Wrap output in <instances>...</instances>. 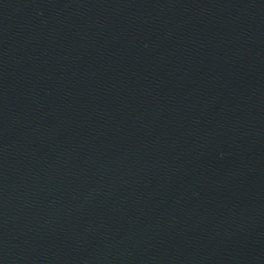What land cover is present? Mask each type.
<instances>
[{"label": "water", "instance_id": "water-1", "mask_svg": "<svg viewBox=\"0 0 264 264\" xmlns=\"http://www.w3.org/2000/svg\"><path fill=\"white\" fill-rule=\"evenodd\" d=\"M0 264H264V0H0Z\"/></svg>", "mask_w": 264, "mask_h": 264}]
</instances>
